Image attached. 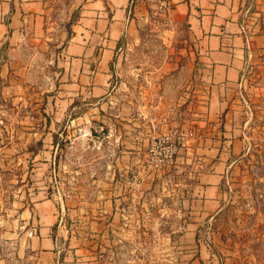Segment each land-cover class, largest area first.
I'll use <instances>...</instances> for the list:
<instances>
[{
	"label": "rangeland",
	"instance_id": "1",
	"mask_svg": "<svg viewBox=\"0 0 264 264\" xmlns=\"http://www.w3.org/2000/svg\"><path fill=\"white\" fill-rule=\"evenodd\" d=\"M138 2L142 9L136 12L134 37L124 43L111 65L115 98L129 106L120 109L122 117L151 135L142 141L145 158L138 157V169L116 176L111 171L118 128L111 105L105 113H98L97 108L92 114L85 108L68 111V116L78 115L81 120L69 123L68 130H62L65 121L57 125V171L40 165L48 163L43 160L48 159V152L43 156L37 152L49 144L39 138L36 121L46 116L44 102L54 91L56 76L50 69L58 48L25 49L24 57L7 60L0 82V210L3 213L12 202L29 197L50 199L59 210L60 239L68 243L72 237L75 244L81 240L96 243L98 224L116 228L124 222L135 242L129 249L127 232L106 236L105 241L117 243L105 252L113 264H192L194 258L200 264H228V257L237 264H264V51L249 62L229 102L234 123L246 134V149L242 157H233L220 213L200 226L201 239L208 246L201 251L198 246L177 248V235L189 222L181 215L186 206L178 201L186 196L192 164L195 174L206 168L204 156L192 151L199 137L190 120L191 102L197 100L192 84L197 61L192 59L185 24L173 22L160 0ZM249 12L259 17L264 34V0H250ZM164 135L179 145L173 159L162 164L158 139ZM152 146L156 153L151 152ZM97 158L107 166L104 186L97 182L101 178ZM150 174L155 188L142 192L125 186L126 180L140 183ZM120 184L125 185L121 188ZM116 207L127 210L126 219H113ZM0 264L38 263L17 257L12 247L3 245Z\"/></svg>",
	"mask_w": 264,
	"mask_h": 264
},
{
	"label": "crops",
	"instance_id": "2",
	"mask_svg": "<svg viewBox=\"0 0 264 264\" xmlns=\"http://www.w3.org/2000/svg\"><path fill=\"white\" fill-rule=\"evenodd\" d=\"M138 1L0 0V82L7 72V60L24 57L25 49L48 51L51 47L58 48L52 57L54 67L50 69L56 76L54 91L44 102L46 116L36 121L41 131L39 138L42 142L48 140L49 144L42 146V150L47 151L37 152L40 156L48 152V159H43L48 163L40 164L43 167L48 165L50 170L57 171L55 141L60 135L56 131L57 125L65 121L62 130H68L69 123L77 124L81 120L78 115L68 116V111L85 108L92 114V109L97 108L98 113H105L111 105L118 125L113 138L116 142L113 148L115 165L111 166V171L116 176L138 169V157L145 155L141 152L145 146L142 141L151 135L147 134L146 128L136 129L131 119L122 117L120 109L129 106L120 97L115 98L111 86L115 72L111 65L120 56L124 43L135 34L136 12L142 9ZM160 1L173 22L185 24L193 47L192 59L197 61L192 69L193 93L197 100L191 102L190 120L199 137L193 141L192 151L204 156L206 168L195 174V164H192L186 196H181L182 200L178 201L186 206L181 215L185 214L189 222L177 235V248L198 246L201 251L208 245L201 239L200 226L210 223L220 213L233 157H242L246 149V134L234 123L228 108L245 68L264 51V34L259 17L249 12L250 0ZM54 12L57 15L52 19ZM140 115L147 118L143 112ZM150 122H153L151 118ZM96 165L97 173L99 170L101 173L97 182L104 186L107 167L104 159L99 163L97 158ZM151 178L153 180V174L147 175L143 182L126 180V185H120L143 192L157 186ZM9 205L3 213L0 210V246L12 247L17 257L35 259L38 264H113L105 252L117 243L105 241V237L117 235L118 231L127 232L129 249L135 242L122 222L116 228L98 224L96 243L81 240L75 244L71 236L66 243L59 237V210L52 200L29 197L24 202ZM112 217L124 220L127 210L116 207ZM177 217H180L179 213ZM100 237L102 241H99ZM195 259L200 264L199 258H194L192 264ZM228 264L237 263L228 257Z\"/></svg>",
	"mask_w": 264,
	"mask_h": 264
},
{
	"label": "built area",
	"instance_id": "3",
	"mask_svg": "<svg viewBox=\"0 0 264 264\" xmlns=\"http://www.w3.org/2000/svg\"><path fill=\"white\" fill-rule=\"evenodd\" d=\"M170 136L164 135L158 139L159 144L161 145V152H159V155H162V158L159 160L164 164L163 162H170L173 157L177 153L179 142H176L172 140ZM151 152L156 153V147H151Z\"/></svg>",
	"mask_w": 264,
	"mask_h": 264
}]
</instances>
